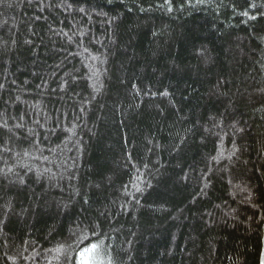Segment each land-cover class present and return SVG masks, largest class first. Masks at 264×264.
Masks as SVG:
<instances>
[{
  "label": "trees",
  "instance_id": "obj_1",
  "mask_svg": "<svg viewBox=\"0 0 264 264\" xmlns=\"http://www.w3.org/2000/svg\"><path fill=\"white\" fill-rule=\"evenodd\" d=\"M93 244L264 264V0H0V264Z\"/></svg>",
  "mask_w": 264,
  "mask_h": 264
},
{
  "label": "snow or ice",
  "instance_id": "obj_2",
  "mask_svg": "<svg viewBox=\"0 0 264 264\" xmlns=\"http://www.w3.org/2000/svg\"><path fill=\"white\" fill-rule=\"evenodd\" d=\"M96 247L97 245L93 244L91 248H85L84 251H81L79 253L82 264H90V262L85 259L86 253L93 251L94 249H96Z\"/></svg>",
  "mask_w": 264,
  "mask_h": 264
},
{
  "label": "rangeland",
  "instance_id": "obj_3",
  "mask_svg": "<svg viewBox=\"0 0 264 264\" xmlns=\"http://www.w3.org/2000/svg\"><path fill=\"white\" fill-rule=\"evenodd\" d=\"M97 263V262H96ZM97 264H99V263H97Z\"/></svg>",
  "mask_w": 264,
  "mask_h": 264
}]
</instances>
